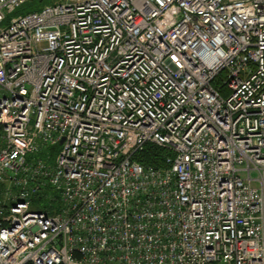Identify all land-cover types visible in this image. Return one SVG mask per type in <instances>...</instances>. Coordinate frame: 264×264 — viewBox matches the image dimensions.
Masks as SVG:
<instances>
[{
  "label": "built area",
  "instance_id": "1",
  "mask_svg": "<svg viewBox=\"0 0 264 264\" xmlns=\"http://www.w3.org/2000/svg\"><path fill=\"white\" fill-rule=\"evenodd\" d=\"M26 1L0 0V264H264V0L4 25Z\"/></svg>",
  "mask_w": 264,
  "mask_h": 264
},
{
  "label": "trees",
  "instance_id": "2",
  "mask_svg": "<svg viewBox=\"0 0 264 264\" xmlns=\"http://www.w3.org/2000/svg\"><path fill=\"white\" fill-rule=\"evenodd\" d=\"M55 1L54 0H27L24 3L26 4V7H25L26 9H23L22 13L20 14H25V13L32 12V11H38L44 5L54 3ZM47 150L49 154H52L53 150L55 149L50 147ZM168 154H169V151L167 149L162 148L153 143H148L143 147L142 150L137 151L134 154L133 159L145 167L158 168V167L164 166L165 156ZM26 264H33V263L28 262Z\"/></svg>",
  "mask_w": 264,
  "mask_h": 264
},
{
  "label": "rangeland",
  "instance_id": "3",
  "mask_svg": "<svg viewBox=\"0 0 264 264\" xmlns=\"http://www.w3.org/2000/svg\"><path fill=\"white\" fill-rule=\"evenodd\" d=\"M55 1V0H54ZM64 0H57L55 1L54 3H57V2H62ZM26 4H24L23 6H20L18 8H16L14 11L10 12L7 14V18L6 20L3 22L4 25H6L11 18L15 17V16H18L20 13H22L23 9H26Z\"/></svg>",
  "mask_w": 264,
  "mask_h": 264
},
{
  "label": "water",
  "instance_id": "4",
  "mask_svg": "<svg viewBox=\"0 0 264 264\" xmlns=\"http://www.w3.org/2000/svg\"><path fill=\"white\" fill-rule=\"evenodd\" d=\"M62 142V141H61Z\"/></svg>",
  "mask_w": 264,
  "mask_h": 264
}]
</instances>
